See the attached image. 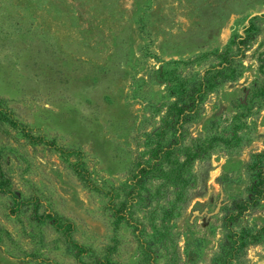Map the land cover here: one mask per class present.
Listing matches in <instances>:
<instances>
[{
    "label": "rangeland",
    "instance_id": "374dc122",
    "mask_svg": "<svg viewBox=\"0 0 264 264\" xmlns=\"http://www.w3.org/2000/svg\"><path fill=\"white\" fill-rule=\"evenodd\" d=\"M261 15L264 0H0V156L10 187L73 221L84 260L151 264L134 226L116 222V205L129 202L135 165L150 159L168 105L214 75L223 52L239 79L213 85L188 128L193 137L235 131L242 147L190 165L180 209L165 213L172 203L155 196L132 208L140 235L157 236L154 264H213L223 217L248 194L246 163L264 148ZM248 34L240 50L233 40ZM10 205L0 194V264H79L50 224ZM235 225L261 228L264 200ZM233 264H264V236Z\"/></svg>",
    "mask_w": 264,
    "mask_h": 264
},
{
    "label": "trees",
    "instance_id": "16d2710c",
    "mask_svg": "<svg viewBox=\"0 0 264 264\" xmlns=\"http://www.w3.org/2000/svg\"><path fill=\"white\" fill-rule=\"evenodd\" d=\"M263 16H256V18ZM251 36L248 34L245 37H237L233 42L238 44L242 50L252 40ZM218 55L222 57L223 61L216 67V73L203 76L197 85L182 90L176 100L168 105L162 124L153 132L157 141L155 147L151 149L150 159L138 161L135 165L134 174L130 180L132 186L128 193L129 202L122 200L116 205L114 214L116 222L126 221L129 225L134 226L135 232L139 234L138 240L143 254L151 264H154L156 259V250L153 245L158 241L157 236L144 239L140 235L138 230H141L142 226L132 217L133 204L138 199L147 204L155 196L158 201L165 199L167 203H172L169 208L164 209L165 213L170 214L174 210L180 209V202L189 200L186 197V192L191 182L190 165H193L197 160L205 164L220 148L233 152L239 151L242 147L239 141L241 137L235 131L226 135L227 132L219 133L215 130V133H212V131L206 130V136L193 137L188 128V124L199 115L203 108L202 102L213 85L239 79V71L238 68L233 67V59L223 52ZM14 123L19 128L24 126L16 121ZM213 123L215 121H211V124ZM1 158L0 156V194H6L11 198L10 214L17 215L24 209L30 208L33 220L38 223H48L61 234L67 249L79 264H118L109 258L97 257L90 261L84 260L83 257L88 254L89 248L73 236L75 231L73 221L61 218L47 210H41L39 195L31 194L24 197L13 190L10 187L11 177L4 169ZM79 166L72 165L74 168ZM246 167L249 175L247 197L234 199L232 205L227 209L223 217L224 240L213 264H233V261L240 258L249 245L258 243L264 236V225L255 231L249 227L238 229L235 225L247 211L258 209L264 200V148L251 154V159L246 163ZM78 177L85 185L91 184L88 183L90 180L88 169L82 168V173ZM158 179L163 182L157 185L158 191L151 195V192L146 189V184L148 181L153 182ZM172 192L175 194L173 202L170 199ZM162 221L164 220L162 219Z\"/></svg>",
    "mask_w": 264,
    "mask_h": 264
}]
</instances>
